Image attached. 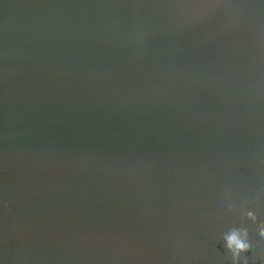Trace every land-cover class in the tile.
Returning <instances> with one entry per match:
<instances>
[{
    "label": "water",
    "instance_id": "95a60500",
    "mask_svg": "<svg viewBox=\"0 0 264 264\" xmlns=\"http://www.w3.org/2000/svg\"><path fill=\"white\" fill-rule=\"evenodd\" d=\"M260 222L261 0H0L3 264H264Z\"/></svg>",
    "mask_w": 264,
    "mask_h": 264
},
{
    "label": "clouds",
    "instance_id": "9594fccd",
    "mask_svg": "<svg viewBox=\"0 0 264 264\" xmlns=\"http://www.w3.org/2000/svg\"><path fill=\"white\" fill-rule=\"evenodd\" d=\"M261 3H264V0H261ZM210 7H215V4H210ZM226 207L228 210H231L233 203L231 200H226ZM244 214L248 217L255 219L257 216V211L249 205L244 209ZM258 235L264 238V222L258 224ZM225 241V247L230 251L232 264H246L249 257L243 256L241 253L252 246V241L249 238L248 228L245 225H233L230 227L223 236ZM260 259L264 261V256H261ZM0 264H3V261L0 260Z\"/></svg>",
    "mask_w": 264,
    "mask_h": 264
}]
</instances>
